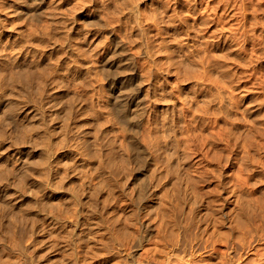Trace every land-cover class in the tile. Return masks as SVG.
I'll list each match as a JSON object with an SVG mask.
<instances>
[{
  "label": "rangeland",
  "instance_id": "obj_1",
  "mask_svg": "<svg viewBox=\"0 0 264 264\" xmlns=\"http://www.w3.org/2000/svg\"><path fill=\"white\" fill-rule=\"evenodd\" d=\"M23 1L0 0V58L10 59L13 52L23 50L20 65L44 71L43 76L46 72V88L36 92L31 97L33 100L23 99L20 113H16L19 118L15 115L11 122L6 121L9 123L6 126L0 119V127H5V136L0 138V144L4 143L0 145V168L18 167L20 155H25L26 163H30L23 187L17 183L19 177L4 175L3 181L0 178V194L6 191L12 198L7 205L6 200H1L0 232L6 227L3 223L18 219L22 202L33 200L35 206L34 209L32 205L30 216L35 219L29 217L25 223L19 220L14 240H8L9 244L0 241L3 247L0 246L3 253L0 257L8 261L2 262L86 264L87 260L95 259L87 264H264V0H36L38 3L30 0L29 6ZM10 23L16 31H5V25ZM30 34L36 40L41 39L36 41ZM110 57L120 61V65L110 68ZM2 69L10 73L16 68L6 62ZM3 86L0 94L8 90L7 85ZM52 87L61 93L59 98L65 102L59 107L73 103V111L66 119L48 99L52 98L49 95ZM122 97L135 102L133 114L124 107ZM34 117L42 118L48 128L57 127L55 135L45 139L44 143L48 144H35L29 137L30 132L26 137L15 139L26 128L27 120H36ZM79 129L86 130L87 136L76 134ZM87 140L94 142V156L101 152L100 162L97 156L89 160L78 149ZM171 143L177 144L174 149ZM43 158L47 161H41ZM4 163H8L5 168ZM95 165L99 166L97 170ZM114 166L118 168L112 169ZM40 184H44L42 191L47 188L55 191L57 199L49 200L50 203L46 200V205L38 200L44 198L42 193L39 197L35 194L40 193ZM82 191L86 193L82 195ZM167 193L172 196L171 203H181L179 207L184 208L182 212L173 210V214L177 212L175 223L170 221V224L163 217L169 200L165 199ZM93 199L97 201L94 203ZM65 201L71 202L70 207ZM38 202L49 208L53 205L46 210ZM247 209L253 214L248 216ZM89 215L94 217L87 218ZM85 224L87 233L81 228L84 230ZM23 229L25 232L28 229L27 233ZM11 259L13 262H9Z\"/></svg>",
  "mask_w": 264,
  "mask_h": 264
},
{
  "label": "bare ground",
  "instance_id": "obj_2",
  "mask_svg": "<svg viewBox=\"0 0 264 264\" xmlns=\"http://www.w3.org/2000/svg\"><path fill=\"white\" fill-rule=\"evenodd\" d=\"M36 1V0H35ZM35 1H33V2H35ZM11 2V1H10ZM24 3V5H26V6H29L30 4V0H24L23 1ZM37 2V1H36ZM32 3V2H31ZM38 3V2H37ZM36 3V4H37ZM33 4H35V3H33ZM39 5V4H38ZM0 7H1V5H0ZM42 7V6H41ZM1 9H3V8H1ZM51 10H53L52 8H50ZM5 10V9H4ZM12 11V10H11ZM41 11H43V9L41 8ZM41 11H40V13H41ZM48 11V10H47ZM55 11V10H54ZM54 11H53V13H54ZM6 12V11H5ZM44 12H46V11H44ZM2 14H3V11L1 12ZM10 14V13H9ZM55 14H57V13H55ZM6 15H7V13H6ZM53 15V14H52ZM3 16H4V14H3ZM46 16V15H45ZM44 16V17H45ZM57 16V15H56ZM19 17V16H18ZM40 17V16H39ZM42 17V16H41ZM40 17V18H41ZM48 18V17H47ZM46 18V19H47ZM54 18V17H53ZM21 19V18H20ZM55 19V18H54ZM42 20V19H41ZM50 20V19H49ZM6 21V20H5ZM8 21V20H7ZM40 21V20H39ZM11 22H13V21H11ZM44 22V21H43ZM55 22H57V18H56V21ZM59 22V21H58ZM5 23H8V22H5ZM4 23V24H5ZM16 23V22H15ZM47 23L48 24H50V22H48L47 21ZM54 23V22H53ZM60 23V22H59ZM51 24H52V22H51ZM57 24V23H56ZM24 24H22V26H23ZM43 25H46V22H45V24H43ZM19 26V25H18ZM26 26V25H25ZM42 26V25H41ZM47 26H49V25H47ZM53 26V25H52ZM60 26V25H59ZM51 27V26H50ZM7 28V30H5V31H7V32H14V31H16V29H11V28H13V25H11V23H10V25H5V29ZM51 28H53V27H51ZM43 30L45 29V27H43L42 28ZM1 30V29H0ZM48 30H50V29H48ZM52 31H53V29H51ZM55 30H57V28H55ZM46 31H47V29H46ZM51 31V32H52ZM58 31V30H57ZM62 31H63V29H62ZM50 32V33H51ZM54 32H56V31H54ZM53 32V33H54ZM5 36H6V34L7 33H5V32H2ZM30 33H32V32H30ZM37 33H40V32H37ZM45 33V32H44ZM49 33V34H50ZM57 33V32H56ZM62 33V32H61ZM65 33V32H64ZM2 34V35H3ZM41 34V33H40ZM23 35V34H22ZM30 35H32V34H30ZM34 35V34H33ZM31 36L32 37V39H35V36ZM52 34H50V36H51ZM54 35V34H53ZM64 35V34H63ZM53 38H54V36H53ZM29 39H30V37H29ZM39 39V38H38ZM37 39V40H38ZM41 39V38H40ZM39 39V40H40ZM52 39V38H51ZM12 40V39H11ZM26 40H28V38H26ZM36 40V39H35ZM36 40V41H37ZM3 42V41H2ZM26 42V41H25ZM40 42V41H39ZM45 42H46V40H45ZM35 43H38V42H35ZM34 43V44H35ZM41 43V42H40ZM27 44V43H26ZM29 44H30V42H29ZM32 44V43H31ZM45 44V43H44ZM44 44H42L43 46H44ZM47 44V43H46ZM41 44H38V46L39 47H41L40 46ZM4 46V45H3ZM48 46V45H47ZM1 47H2V45H1ZM7 47H8V45H7ZM45 47V46H44ZM43 48V47H42ZM25 51V50H24ZM33 51V50H32ZM31 51V52H32ZM26 52V51H25ZM33 52H35V51H33ZM33 52H32V55H33ZM28 53V52H27ZM5 56V55H4ZM7 56V55H6ZM30 56V55H29ZM113 56V55H112ZM33 57V56H32ZM24 58V56H23V50H20V51H16V52H13L12 53V56H11V58L10 59H6L5 57H3V58H0V78L2 79V83L0 84V87L2 86V87H4L3 86V84L4 85H7V91H6V89H5V91L2 93V94H0V119L3 121V123H4V125L3 126H6V125H8L9 123L8 122H6V121H9L10 119H13V117H15V115H16V113L17 112H19V109H21L22 107V103H23V99L26 97L27 99H29V100H33L34 98H31V97H33V95L36 93V92H38V91H40V90H42V89H44V88H46V82H45V79H44V76L46 75V72H45V75L43 76V72L44 71H38V70H31V69H29V68H27V67H22L21 65H20V62H21V60ZM111 58V57H110ZM4 59H5V61L8 63V64H10V65H12V66H14L16 69H12V71L10 72V73H7L6 72V69L5 70H3L2 69V67H3V65L5 66L6 65V62L4 61ZM26 59V58H25ZM33 59H34V57L31 59V62L33 61ZM37 60V59H36ZM118 62H120V61H118V60H116V59H114V57H113V59L111 58V60L109 59V61H108V65H110V68L111 67H118ZM26 63V62H25ZM121 63V62H120ZM29 64V63H28ZM35 65H37V64H35ZM40 65V64H39ZM120 65V64H119ZM26 66V65H25ZM10 67V66H9ZM40 67V66H39ZM39 67H37L38 69H39ZM42 67H44L43 65H42ZM41 67V68H42ZM73 67V66H72ZM41 68H40V70H41ZM45 68V67H44ZM109 68V69H110ZM43 69V68H42ZM74 69V68H73ZM43 70H45V69H43ZM75 70V69H74ZM74 70H73V72H74ZM48 73V72H47ZM78 74V73H77ZM47 76H49V74L47 75ZM51 77V76H50ZM47 78V77H46ZM51 79V78H50ZM49 79V80H50ZM52 81V80H51ZM47 83H48V79H47ZM52 83V82H51ZM50 83V81H49V84H51ZM53 85H54V83H52ZM52 85V86H53ZM55 86V85H54ZM58 87V86H57ZM47 88H49V87H47ZM55 87H52L51 88V92H50V94L49 95H51V97L52 98H48L49 100H50V103L53 105L54 104V106L53 107H56L55 109H57V111H58V113L64 118V117H67L68 116V114L71 112V111H73V103H69L68 102V104L67 105H65V104H63V107L61 106V107H59V104L61 103V102H63V103H65L64 101H62L61 100V98H59V95L61 94H59V92L57 91V90H55L54 89ZM129 90H130V88H129ZM48 91V90H47ZM121 91V90H120ZM123 91V90H122ZM124 91H126L125 89H124ZM123 91V92H124ZM122 92V93H123ZM126 94V93H125ZM41 95V94H40ZM121 96V95H120ZM123 96H126V95H123ZM129 96V95H128ZM123 98V97H122ZM129 98V97H128ZM127 98H123L122 100H124V107L125 108H127V110H129V112L131 113V114H133V111H132V108H133V105L135 104V102L134 101H132L131 99L129 100V99H127ZM48 100V101H49ZM47 101V100H46ZM37 102H38V100H37ZM74 102V101H73ZM43 103H45V102H43ZM122 104V103H121ZM46 105V104H45ZM118 106V105H117ZM28 107V106H27ZM47 107V106H46ZM45 107V108H46ZM53 107L51 106V108L53 109ZM49 108V107H48ZM24 109V108H23ZM38 109V108H37ZM77 110V107L76 108H74V110ZM35 110V109H34ZM39 110V109H38ZM38 110H36V112L38 111ZM47 110V109H46ZM117 110V109H116ZM121 110V109H120ZM131 110V111H130ZM56 111V110H55ZM24 112V111H23ZM34 112V111H33ZM47 112H48V110H47ZM51 112H52V110H51ZM81 112V111H80ZM20 113V112H19ZM28 113V112H27ZM32 113V112H31ZM38 113V112H37ZM44 113V112H43ZM53 114H54V111L52 112ZM78 113V112H77ZM118 113V112H117ZM122 113V112H121ZM34 114V113H33ZM56 114V113H55ZM80 114H82V113H80ZM80 114H77V115H79V117H80ZM32 115V114H31ZM37 115V114H36ZM51 115V114H50ZM59 115V116H60ZM70 115H72V114H70ZM19 115H16V117H18ZM57 116V115H56ZM60 116V117H61ZM76 116V115H75ZM20 117V116H19ZM18 117V118H19ZM41 117V116H40ZM48 117V116H47ZM34 118H36V120L34 119V120H27V119H25V121L27 120V125H25L26 126V128L25 129H23L21 132H20V134L17 136V137H15V139L16 138H21V137H26L28 134V132H30V133H32V134H30L29 135V137L33 140L34 139V143L36 144V142H38L39 144L40 143H44L45 142V139L47 138V137H49V136H51L52 134L53 135H55L54 134V130L57 128H55L54 129V127L53 126H51V127H47L46 125H45V123L42 121V118H39V119H37L38 117H34ZM50 118V117H49ZM54 118H55V116H54ZM58 118V117H57ZM56 118V119H57ZM76 118H78V117H76ZM21 119H22V117H21ZM56 119L54 120V122L56 121ZM60 119V118H59ZM58 119V122L61 120H63V119H60L59 120ZM64 119H66V118H64ZM17 119H15V121H16ZM20 120V119H19ZM24 120V119H23ZM53 120V119H52ZM76 120V119H75ZM80 120V119H79ZM1 121V122H2ZM14 121V122H15ZM22 121V120H21ZM45 121V120H44ZM60 121V122H61ZM64 122L66 121V120H63ZM87 121H89V120H87ZM10 122H11V120H10ZM13 122V121H12ZM24 122V121H23ZM47 122V121H46ZM51 122V121H50ZM63 122V123H64ZM77 122V121H76ZM79 122V121H78ZM7 123V124H6ZM19 123V122H18ZM53 122H51V124H52ZM66 123V122H65ZM68 123V122H67ZM73 123V122H72ZM85 123V122H84ZM56 124V123H55ZM59 124V123H58ZM57 124V125H58ZM61 124V123H60ZM74 124V123H73ZM92 124V123H91ZM1 125H2V123H1ZM11 125V124H10ZM21 125V124H20ZM24 125V124H23ZM50 125V124H49ZM54 125V124H53ZM69 125V124H68ZM79 125V124H78ZM60 126V125H59ZM83 126V125H82ZM8 127V126H7ZM11 127V126H10ZM61 127H63L64 129H65V126H61ZM67 127V126H66ZM80 127H81V125H80ZM83 127H85V124H84V126ZM83 127H81V128H83ZM98 127V126H97ZM4 128L5 127H0V138H1V136H5V130H4ZM15 128H16V126H15ZM75 128V127H74ZM87 128V127H86ZM12 129V128H11ZM67 129V128H66ZM76 129V128H75ZM6 130H7V128H6ZM10 130V129H9ZM70 130V129H69ZM74 130V129H73ZM93 130H95V129H93ZM97 130V129H96ZM95 130V131H96ZM12 131V130H11ZM57 131V130H56ZM56 131H55V133H56ZM59 131H60V129H59ZM58 131V132H59ZM63 131V130H62ZM75 131V130H74ZM93 132V131H92ZM91 132V133H92ZM98 132V131H97ZM100 132V131H99ZM8 133V132H7ZM9 133H10V131H9ZM15 133V132H14ZM64 133H65V131H64ZM71 133H72V131H71ZM87 131L86 130H83V129H79L78 131H77V133L76 134H78L79 136H87ZM58 134V133H57ZM56 134V135H57ZM62 134V133H61ZM74 134V133H73ZM96 134V133H95ZM68 135H70L69 133H68ZM67 135V136H68ZM77 135V136H78ZM98 135V134H97ZM10 136H12L11 134H10ZM64 136H66V135H64ZM90 136V135H89ZM173 136V135H172ZM55 137V136H54ZM73 137V136H72ZM5 138V137H4ZM4 138H3V141H4ZM10 138H12V137H10ZM59 138H63V137H59ZM65 138V137H64ZM74 138V137H73ZM99 138V137H98ZM14 139V140H15ZM49 140H50V138H48ZM56 139H57V137L56 138H54V140H55V142L57 143V141H56ZM76 139V138H75ZM87 139V138H86ZM88 139H90V138H88ZM8 140H9V138H8ZM11 140V139H10ZM18 140H20V139H18ZM31 140V141H32ZM53 140V141H54ZM59 140H61V139H59ZM63 140H65V139H63ZM63 140H62V142H63ZM71 140H72V138H71ZM81 140H83L82 138H81ZM92 140V139H91ZM97 140V139H96ZM99 140V139H98ZM170 140V139H169ZM173 140V139H172ZM12 141V140H11ZM15 141H17V140H15ZM25 141H28L27 139L25 140ZM51 141V140H50ZM52 141V142H53ZM74 141V140H73ZM84 141V140H83ZM171 141V140H170ZM170 141H169V143H170ZM1 142V141H0ZM14 142V141H13ZM12 142V143H13ZM61 142V141H60ZM168 142V141H167ZM172 142V141H171ZM179 142V141H178ZM3 143V142H2ZM1 143V144H2ZM37 143V144H38ZM49 142H47V143H44V144H48ZM54 143V142H53ZM52 143V144H53ZM59 143V142H58ZM64 143V142H63ZM70 143V142H69ZM76 143V142H75ZM74 143V144H75ZM79 143H80V141H79ZM95 143H96V141H95ZM0 144V145H1ZM4 144V143H3ZM29 144V143H28ZM68 144V143H67ZM72 144V143H71ZM70 144V145H71ZM179 144V143H178ZM15 145H17L16 143H15ZM32 145V144H31ZM43 145V144H42ZM60 145V144H59ZM64 145V144H63ZM93 145H94V142L91 144L90 143V140L88 141H86V142H81V144L79 145V148L78 149H80V150H82V152H83V154H85V155H88V159L90 160V158L91 159H94V157H96V156H94L93 154H95V152H96V150H95V148H93ZM173 144L171 143L170 144V146H172ZM174 145H177V144H174ZM174 145L172 146L173 147V149H174ZM6 146H8L7 144H6ZM13 146V145H12ZM25 146V145H24ZM28 146V145H27ZM32 146H34V145H32ZM36 146V145H35ZM45 146V145H44ZM46 146H48V145H46ZM46 146H45V148H46ZM61 146V145H60ZM3 147V146H2ZM17 147V146H16ZM38 147V146H37ZM40 147H41V145H40ZM43 147V146H42ZM65 147V146H64ZM67 147H68V145H67ZM72 147H74V146H72ZM99 147V146H98ZM172 147H170V148H172ZM179 147V146H178ZM1 148V147H0ZM3 148H5V147H3ZM8 148V147H7ZM27 148H30V147H27ZM26 148V149H27ZM44 148V147H43ZM49 149H50V147H48ZM47 148V149H48ZM55 148V147H54ZM41 149V148H40ZM46 149V150H47ZM58 149H59V147H58ZM66 149V148H65ZM86 149H87V151H86ZM97 149V148H96ZM172 149V150H173ZM1 150V149H0ZM14 150V149H13ZM54 150V149H53ZM56 150V149H55ZM64 150V149H63ZM79 150V151H80ZM99 150V149H98ZM11 151V150H10ZM22 151V150H21ZM72 151H74V150H72ZM78 151V150H77ZM100 151V150H99ZM98 151V152H99ZM42 152V151H41ZM71 152V151H70ZM20 153V152H19ZM22 153V152H21ZM37 153V152H36ZM40 153V152H39ZM39 153H38V155H39ZM43 153V152H42ZM50 153V152H49ZM58 153V152H57ZM56 153V154H57ZM75 153H76V151H75ZM80 153H81V151H80ZM80 153H78V154H80ZM174 153H176V152H174ZM27 154V153H26ZM32 154V153H31ZM34 154V153H33ZM72 154H73V152H72ZM97 154V153H96ZM99 154H101V152L99 153ZM99 154H98V156H99ZM103 154V153H102ZM7 155V154H6ZM29 155V154H28ZM27 155V156H28ZM36 155V154H35ZM41 155V154H40ZM49 155H51V154H49ZM53 155V154H52ZM51 155V156H52ZM81 155V154H80ZM90 155H93L92 157H90ZM1 156V155H0ZM21 156V162H20V164H19V162H18V167L16 166L15 168L14 167H11V168H14L13 170H6V169H3L2 170V167L0 168V178L2 179L3 177H4V175H10L11 177L10 178H15L16 177V179H17V177H19V179L17 180V183H18V185H20V186H22L23 185V183H24V181L25 180H27V169H26V167H27V165H29L30 163L28 162V163H26V159H24L26 156L24 155H20ZM45 156V155H44ZM56 156V155H55ZM98 156H97V159L96 160H98ZM7 157V156H6ZM80 157H83V155H81ZM113 157V156H112ZM2 158H3V156H2ZM28 158V157H27ZM33 158V157H32ZM85 158H87V156H85ZM99 158H100V156H99ZM8 159V158H7ZM7 159H4V160H6L7 161ZM17 159V158H16ZM31 159V158H30ZM54 159V158H53ZM55 159H57V158H55ZM60 158H58V160H59ZM83 159V158H82ZM94 159V160H95ZM18 160V159H17ZM29 160V159H28ZM36 160H37V158H36ZM36 160H35V162H36ZM40 160V159H39ZM47 161V160H44V158L43 159H41V161ZM100 160L101 159H99L98 160V162H100ZM40 161V162H41ZM83 161V160H82ZM84 161H86V160H84ZM92 161V160H91ZM1 162V161H0ZM11 162V161H10ZM33 162H34V160H33ZM34 162V163H35ZM39 162V163H40ZM53 162V161H52ZM56 163H57V161H55ZM102 162H103V160H102ZM14 163V162H13ZM42 163H44V162H42ZM82 163V162H81ZM105 163V162H104ZM3 164V163H2ZM8 164V163H7ZM7 164H5L4 163V168H5V165H7ZM10 164V163H9ZM41 164V163H40ZM46 165L48 164V163H45ZM80 164V163H79ZM91 164H92V162H91ZM99 164H101V163H99ZM98 163H97V165H99ZM106 164V163H105ZM32 165H33V163H32ZM31 165V166H32ZM44 165V164H43ZM43 165H42V167H43ZM71 165V164H70ZM69 165V167L71 168V166ZM83 165V164H82ZM94 165V164H93ZM92 165V166H93ZM97 165H95L96 167H94L96 170H97V167H99V166H97ZM12 166V165H11ZM14 166V165H13ZM30 166V165H29ZM37 167L39 166V164L38 165H36ZM36 166H35V168H36ZM52 166V165H51ZM68 166V165H67ZM67 166H66V168H67ZM76 166H78V164L76 165ZM105 166V165H104ZM110 166V165H109ZM109 166L107 167V168H109ZM9 167V166H8ZM33 167V166H32ZM80 167H81V164H80ZM85 167V166H84ZM83 167V168H84ZM100 167H101V165H100ZM10 168V167H9ZM8 168V169H9ZM30 168V167H29ZM50 168V167H49ZM53 168V167H52ZM55 168V167H54ZM57 168V167H56ZM60 168V167H59ZM106 168V169H107ZM111 168V167H110ZM115 168V166L112 168V169H114ZM118 168V167H117ZM117 168H115V169H117ZM120 168V167H119ZM32 169V168H31ZM29 170V171H32V172H36V171H33V170ZM38 169V168H37ZM44 169V168H43ZM68 169V168H67ZM82 169V167L80 168V170ZM100 169V168H99ZM122 169L123 168H121V171H122ZM162 169H163V167H162ZM167 169V168H166ZM169 169V168H168ZM36 170V169H35ZM53 171H55L54 169H52ZM79 170V169H78ZM109 170V169H108ZM119 170V169H118ZM47 171V170H46ZM65 171V170H64ZM105 171V170H104ZM110 171V170H109ZM112 171V170H111ZM117 171V170H116ZM120 171V170H119ZM161 171V170H160ZM168 171V170H167ZM170 171H171V169H170ZM38 172H39V170H38ZM41 172H42V169H40V174H41ZM48 172V171H47ZM68 172V171H67ZM99 172V171H98ZM54 173V172H53ZM64 173H66V172H64ZM106 173V172H105ZM167 173V172H166ZM165 173V174H166ZM170 173H172V171L170 172ZM33 174V173H32ZM39 174V173H38ZM39 174V175H40ZM82 174V173H81ZM107 174V173H106ZM19 175V176H18ZM39 175H37V176H39ZM43 175V174H42ZM41 175V176H42ZM53 175V174H52ZM59 175H61V173L59 174ZM64 175V174H63ZM163 175V174H162ZM41 176H39V177H41ZM45 175H43V179L45 180L46 178L44 177ZM47 176V175H46ZM49 176V175H48ZM47 176V177H48ZM57 176V175H56ZM105 176V175H104ZM49 177H51V176H49ZM60 177H62V176H60ZM64 177H67L66 175L64 176ZM112 177V176H111ZM5 178V177H4ZM8 178V177H7ZM31 178H33V177H30V179ZM37 178V177H36ZM35 178V179H36ZM52 178V177H51ZM57 178H58V176H57ZM106 178V177H105ZM107 178H108V175H107ZM179 178V177H178ZM177 178V179H178ZM0 179V180H1ZM6 179V178H5ZM15 179V180H16ZM42 179V180H43ZM52 179H54V178H52ZM50 180V182H52L53 180ZM60 179V178H59ZM63 179V178H62ZM67 179V178H66ZM70 179V178H69ZM166 179V178H165ZM168 179V178H167ZM11 180V179H10ZM10 180H8V181H10ZM64 180V179H63ZM62 180V181H63ZM106 180V179H105ZM169 180V179H168ZM2 181H3V179H2ZM1 181V182H2ZM14 181V179L12 180V182ZM28 181H29V179H28ZM35 181V180H34ZM47 181V180H46ZM65 181V180H64ZM64 181H63V183H64ZM161 181H162V179H161ZM178 181L180 182V180L178 179ZM5 182H6V180H5ZM54 182V181H53ZM61 182V181H60ZM59 182V183H60ZM14 183V182H13ZM16 183V182H15ZM15 183L13 184V186H15ZM55 183V182H54ZM85 183V182H84ZM10 184H11V182H10ZM30 184V183H29ZM36 185H37V183H35ZM34 184V185H35ZM86 184V183H85ZM105 184V182L102 184V186ZM161 184V183H160ZM175 184H176V182H175ZM25 185V184H24ZM27 185V184H26ZM31 185V184H30ZM34 185H31V186H34ZM35 185V186H36ZM50 185H51V183H50ZM49 185V186H50ZM58 185V184H57ZM82 185H84V184H82ZM88 185V184H87ZM99 185V184H98ZM177 185V184H176ZM8 186V185H7ZM17 186V185H16ZM34 186V187H35ZM39 187V191L38 192H40V193H35V194H39L38 195V197L39 196H43L44 198H39L38 200H41V202H43L44 203V205H46V200H48V202H49V200H53V201H55L56 199H57V195H56V193H55V191H47V189L45 190L44 189V191H42L43 190V188H44V184H40V185H38ZM79 186V185H78ZM77 186V187H78ZM85 186V185H84ZM89 186V185H88ZM87 186V187H88ZM3 187V186H2ZM6 187V186H5ZM23 187V186H22ZM27 187H28V185H27ZM56 187V186H55ZM59 187H62L61 185L59 186ZM58 187V188H59ZM65 187V186H64ZM76 187V186H75ZM76 187V188H77ZM83 187V186H82ZM90 187V186H89ZM1 188V187H0ZM18 188H20V187H18ZM57 188V189H58ZM91 188V187H90ZM89 188V189H90ZM56 189V188H55ZM60 189V188H59ZM65 189V188H64ZM77 189H79V188H77ZM92 189V188H91ZM173 189V188H172ZM171 189V190H172ZM9 190V189H8ZM21 190H22V188H21ZM25 190H27V189H25ZM67 190V189H66ZM75 190V189H74ZM93 190V189H92ZM169 190V189H168ZM175 190V189H174ZM173 190V191H174ZM1 191V190H0ZM3 191V190H2ZM13 191V190H12ZM37 191V190H36ZM63 191V190H62ZM73 191V190H72ZM75 191H77V190H75ZM87 191V190H86ZM91 191V190H90ZM30 192V191H29ZM31 192H32V190H31ZM34 192V191H33ZM59 192V191H58ZM83 192V191H82ZM93 192V191H92ZM169 192V191H168ZM22 193V192H21ZM24 193V192H23ZM27 193V192H26ZM42 193V194H41ZM63 193V192H62ZM75 193V192H74ZM86 193V192H85ZM84 192H83V194L82 195H84L85 194ZM88 194L90 193L89 191L87 192ZM163 193H165V190H164V192ZM172 193V191H170V193L169 194H171ZM174 193H175V191H174ZM173 193V194H174ZM177 193V192H176ZM12 194H14L15 195V193H12ZM16 194H18V193H16ZM29 194V193H28ZM41 194V195H40ZM91 194V193H90ZM172 194V195H173ZM14 195H12L13 197H14ZM21 195V194H20ZM33 195H34V193H33ZM32 195V196H33ZM62 195V194H61ZM60 195V196H61ZM177 195H181V193L179 194V193H177ZM18 196V195H17ZM23 196V195H22ZM64 196V195H63ZM78 196H80V194L78 193ZM165 196H166V194L164 195V198H165ZM167 196H168V193H167ZM171 195H169L168 197H166L165 199H169V197H170ZM16 197V196H15ZM37 197V196H36ZM59 197V196H58ZM66 197V196H65ZM72 197V196H71ZM70 197V198H71ZM89 197V196H88ZM172 197V196H171ZM182 197V196H181ZM5 198V199H4ZM21 198V197H20ZM81 198V197H80ZM94 198V197H93ZM197 198V197H196ZM6 200V202H4V204L6 203V205H7V203L9 202V201H11V199H10V197H9V193L8 192H6V191H4L3 192V194H0V205L2 204L1 203V200ZM34 199V198H33ZM67 199H68V197H67ZM71 199H73V197L71 198ZM70 199V200H71ZM90 199V198H89ZM96 199V198H95ZM172 199V198H171ZM26 200V199H25ZM65 200V199H64ZM63 200V198H62V202L64 201ZM69 200V199H68ZM69 200V201H70ZM92 200V199H91ZM23 201V200H22ZM94 201H97V200H94L93 199V202ZM163 201V200H162ZM172 201V200H171ZM175 201V199L173 200V202ZM177 201V200H176ZM179 201H181L180 200V198H179ZM32 202H33V200L31 201V200H26V202L23 204V202H22V205H20L19 207H18V213L19 214H17V217H18V219H16V220H9V221H7V223L6 224H4L3 223V225H6V227L3 229V231L2 232H0V241H2V242H5V241H8V240H12V238L13 237H15L14 236V233L15 232H17L16 231V229H17V227H18V225L16 224V223H18V221L20 220V221H24V220H26L27 218H29L30 216H31V207H32ZM40 202V203H41ZM60 202H61V200H60ZM66 203H68V201H65ZM64 202V203H65ZM73 202V201H72ZM165 202V201H164ZM39 202H38V205L40 204ZM50 203V202H49ZM52 203V202H51ZM55 203V202H54ZM65 203V204H66ZM70 203L71 202H69L68 204H69V207H70ZM81 203V202H80ZM82 203H83V201H82ZM92 203V202H91ZM95 203V202H94ZM176 203V202H175ZM171 203L170 202V199L169 200H167L166 201V203H165V206H164V204H163V206L164 207H166V208H164V210H163V208H162V210L163 211H165V213H164V218L165 217H167V219H169V221H168V223L171 221V223H175V218H174V215H176V213H174L173 214V210L174 211H178V210H180V212H182V210L184 209L183 207H179V205L181 204V203ZM183 203V202H182ZM194 203V202H193ZM3 204V205H4ZM9 204H10V202H9ZM15 204L17 205V203H16V201H15ZM48 204V203H47ZM73 204V203H72ZM71 204V205H72ZM90 204V203H89ZM196 204V203H195ZM13 205H14V202H13ZM41 205V204H40ZM44 205H41L42 207L44 206ZM53 205V204H52ZM52 205H51V207L50 208H52ZM59 205H61L60 203H59ZM59 205H58V209H59ZM75 205H79V204H76L75 203ZM161 205H162V203H161ZM9 206V205H8ZM37 206V205H36ZM48 206V205H47ZM47 206H44V207H46V210H50V208H49V206H48V209H47ZM54 206H56V204L54 205ZM62 206V205H61ZM82 206V205H81ZM80 206V207H81ZM96 206V205H95ZM94 206V207H95ZM253 206V205H252ZM1 207V206H0ZM3 207H5V205L3 206ZM33 207H34V209H35V206L33 205ZM39 207V206H38ZM57 207V206H56ZM64 207V206H63ZM68 207V206H67ZM75 207V206H74ZM90 207H93V206H90ZM195 207V206H194ZM6 208H7V206H6ZM13 208V207H12ZM11 208V209H12ZM72 208V207H71ZM96 208V207H95ZM180 208H182V209H180ZM5 209V208H4ZM9 209V208H8ZM10 209V210H11ZM36 209H38V208H36ZM41 209V208H40ZM43 209V208H42ZM41 209V210H42ZM73 209H75V208H73ZM86 209V208H85ZM44 210V209H43ZM46 210H45V213H48V211L46 212ZM61 210V209H60ZM62 210H64V209H62ZM66 211H68L67 209H65ZM71 210V209H70ZM80 210V209H79ZM81 210H82V208H81ZM97 210V209H96ZM95 210V211H96ZM161 210V211H162ZM193 210V209H192ZM249 209H247V211H248ZM5 211V210H4ZM7 211V210H6ZM13 211V210H12ZM11 211V212H12ZM33 211V210H32ZM53 211V210H52ZM55 211L57 212V209H55ZM54 211V212H55ZM72 211V210H71ZM75 211V210H74ZM86 211V210H85ZM88 211V210H87ZM89 211H92L91 209L89 210ZM93 211H94V209H93ZM185 211V210H184ZM189 211H191V210H189ZM195 211H197V209H195ZM1 212V211H0ZM34 212V211H33ZM53 212V213H54ZM59 212V211H58ZM64 212V211H63ZM73 212V211H72ZM84 212V211H83ZM188 212V211H187ZM248 212H250L249 214H247L248 216L249 215H251V213L253 214V212H251V211H248ZM5 213H7V212H5ZM5 213L3 214V215H5ZM9 213H10V211H9ZM36 213H38V211L36 212ZM36 213H35V215H36ZM52 213V214H53ZM67 213V212H66ZM69 214H72V213H70V211L68 212ZM87 213V212H86ZM86 213H82V214H86ZM94 213V212H93ZM93 213H92V215H93ZM96 213H98V212H96ZM179 213V212H178ZM186 213V212H185ZM184 213V214H185ZM190 213V212H189ZM256 213V212H255ZM1 214V213H0ZM8 214V213H7ZM6 214V215H7ZM12 214H13V212H12ZM50 214V213H49ZM60 214V213H59ZM160 214H162V213H160ZM193 214V213H192ZM3 215H1V216H3ZM13 215H16V213L15 214H13ZM19 215V216H18ZM42 215V214H41ZM54 215V214H53ZM52 215V216H53ZM56 215V214H55ZM58 215V214H57ZM64 215V214H63ZM62 215V216H63ZM90 215H91V213H90ZM89 215V217H87V218H91L92 216H90ZM95 215V214H94ZM163 215V214H162ZM162 215H161V219L162 220H164L163 218H162ZM178 215V214H177ZM183 215V214H182ZM186 215L188 216V214L186 213ZM185 215V216H186ZM37 216V215H36ZM45 216V215H44ZM60 216V215H59ZM58 216V217H59ZM190 216H191V214H190ZM195 216V215H194ZM193 216V217H194ZM196 216H197V214H196ZM5 217H7V216H4V218ZM12 217V216H11ZM40 217V216H39ZM69 217V216H68ZM72 217H75V216H72ZM94 217V216H93ZM92 217V218H93ZM177 217V216H176ZM179 217H181V215H178V218ZM189 217V216H188ZM31 219L32 218H34L33 216L32 217H30ZM38 218V217H37ZM36 218V219H37ZM42 218H44L43 217V215H42ZM41 218V219H42ZM60 218V217H59ZM70 218V217H69ZM86 218V217H85ZM177 218V220H180V219H178ZM185 218V217H184ZM184 218H182V219H184ZM2 219V218H1ZM8 219H10V218H8ZM7 219V220H8ZM31 219H29V220H31ZM35 219V218H34ZM40 219V218H39ZM44 219H47V218H44ZM61 219V218H60ZM98 219V218H97ZM161 219H160V221H161ZM5 219H3L2 221H4ZM86 220V219H85ZM88 220V219H87ZM92 220V219H91ZM190 220V219H189ZM196 219L194 218V221H195ZM6 221V220H5ZM54 221V220H53ZM77 221V220H76ZM81 221H83L82 220V218H81ZM81 221H79V222H81ZM186 221L188 222V220H187V218H186ZM193 221V220H192ZM32 222V221H31ZM34 222V221H33ZM36 222V221H35ZM41 222H42V220H41ZM84 222H86V221H84ZM83 222V223H84ZM89 222V221H88ZM90 222H93V221H90ZM89 222V223H90ZM99 222V221H98ZM102 222V221H101ZM182 222H183V220H182ZM186 222V223H187ZM196 222V221H195ZM24 223H25V221H24ZM58 223V222H57ZM76 223V222H75ZM94 223V222H93ZM180 223V222H179ZM178 223V225H180ZM184 223H185V221H184ZM190 223V222H189ZM1 224V223H0ZM30 224V223H29ZM56 224V223H55ZM60 224V223H59ZM96 224L98 225V223H97V221H96ZM101 224V223H100ZM167 223H165V225H166ZM170 224V223H169ZM188 224V223H187ZM22 225V224H21ZM24 225H26L27 226V222H26V224H24ZM35 225H36V223H35ZM34 225V226H35ZM61 225V224H60ZM69 225V224H68ZM102 225H104V223L102 224ZM164 225V226H165ZM172 225V224H171ZM183 225H185V224H183ZM182 225V226H183ZM191 225V224H190ZM32 226V225H31ZM31 226H30V228H31ZM40 226V225H39ZM65 226H67V225H65ZM72 226V225H71ZM84 226V225H83ZM166 226H168V225H166ZM170 226V225H169ZM173 226V225H172ZM176 226H177V222H176ZM187 225H185V227H186ZM21 227V226H20ZM22 227H24L23 225H22ZM55 227V226H54ZM57 227V226H56ZM60 227V226H59ZM88 227V226H87ZM89 227H90V225H89ZM92 227V226H91ZM96 227V226H95ZM103 227V226H102ZM101 227V228H102ZM174 228H175V226H173ZM185 227H183V228H185ZM30 228H28L29 230H30ZM62 228V227H61ZM82 228V231H84V232H86L85 231V229H86V224H85V227H84V230H83V227H81ZM92 228H94V227H92ZM99 228H100V225H99ZM168 228V227H167ZM182 228V227H181ZM1 229V230H2ZM19 229V228H18ZM28 229H27V231H28ZM34 228H32V230H33ZM57 229V228H56ZM68 229V228H67ZM78 229H80V228H78ZM90 229V228H89ZM95 229V228H94ZM164 229V228H163ZM169 229H170V227H169ZM172 229V228H171ZM31 230V231H32ZM62 230H63V228H62ZM74 230V229H73ZM105 230V229H104ZM172 230H174V229H172ZM171 230V231H172ZM175 230H176V228H175ZM174 230V231H175ZM184 230V229H183ZM22 231H24V229L22 230ZM27 231L25 232V233H27ZM59 231H60V229H59ZM80 231H81V229H80ZM81 231V232H82ZM98 231V235H99V229L97 230ZM96 231V232H97ZM165 231V230H164ZM170 231V230H169ZM73 232V231H72ZM83 232V233H84ZM90 231L88 230V233H89ZM95 232V231H94ZM105 232H106V230H105ZM105 232L103 233L104 235H105ZM167 232V231H166ZM175 232H177V231H175ZM174 232V233H175ZM182 232V231H181ZM20 233H22L21 231H20ZM59 233V232H58ZM57 233V234H58ZM61 233V232H60ZM87 233V232H86ZM170 232H168V234H169ZM171 233H173V232H171ZM170 233V234H171ZM173 233V234H174ZM178 233V232H177ZM176 233V235H178ZM16 234V233H15ZM18 234V233H17ZM64 234H65V232H64ZM79 234V233H78ZM82 234V233H81ZM103 234H102V236H103ZM18 235H20V234H18ZM25 235V234H24ZM92 235H93V232H92ZM98 235H96V236H98ZM101 235V234H100ZM167 235V234H166ZM176 235H174V238H176L177 236ZM25 236H27V235H25ZM59 236V235H58ZM65 236H66V234H65ZM64 236V237H65ZM82 236H84L85 237V235H82ZM87 236V235H86ZM94 236H95V234H94ZM176 236V237H175ZM180 235H178V237H179ZM18 237V236H17ZM28 237L30 238V236L28 235L26 238L28 239ZM32 237H33V235H32ZM64 237H62V239L64 238ZM90 236H88V238H89ZM169 237H170V235H169ZM21 238V237H20ZM25 238V239H26ZM60 238H61V236H60ZM83 238V237H82ZM87 238V237H86ZM85 238V239H86ZM91 238H93V237H91ZM171 238V237H170ZM182 238V237H181ZM22 239H24V237L22 238ZM24 239V240H25ZM67 239V238H66ZM84 239V240H85ZM95 239V238H94ZM99 239V238H98ZM100 239H102V237L100 238ZM106 239V238H105ZM180 239V238H179ZM13 240H14V238H13ZM19 239H17V241H18ZM64 240V239H63ZM69 240V239H68ZM76 240V239H75ZM87 240H89V239H87ZM86 240V241H87ZM97 240V239H96ZM171 240H172V238H171ZM176 240V239H175ZM178 240V239H177ZM17 241H16V243H17ZM66 241V240H65ZM82 241V240H81ZM90 241H91V239H90ZM99 241H101L102 242V244H103V240H99ZM173 241H174V239H173ZM182 241H183V238H182ZM28 242V241H27ZM71 242V241H70ZM80 242V241H79ZM88 243H90L89 241H87ZM92 242H93V240H92ZM101 242H98V243H101ZM105 242V241H104ZM107 242V241H106ZM178 242V241H177ZM11 243H14V241L13 242H11ZM10 243V244H11ZM20 243V242H19ZM24 243V242H23ZM172 243H175V241L174 242H172ZM180 243V242H179ZM8 244H9V241H8ZM27 244V243H26ZM25 244V245H26ZM93 244H95V242L93 243ZM102 244H101V247H102ZM107 244V243H106ZM177 244V243H176ZM4 245V244H3ZM15 245V244H14ZM24 245V244H23ZM77 245H78V243H77ZM99 245V244H98ZM172 245V244H171ZM1 247H2V245H0ZM11 246V245H10ZM16 246V245H15ZM22 246V245H21ZM66 246V245H65ZM91 246V245H90ZM93 246V245H92ZM96 246V245H95ZM100 246V245H99ZM104 246V245H103ZM54 247V246H53ZM81 247V246H80ZM83 247H85V246H83ZM173 247V246H172ZM3 248V247H2ZM5 248V247H4ZM15 248V247H14ZM22 248H24V247H22ZM35 248V247H34ZM66 248H68L67 246H66ZM71 248H73L72 247V245H71ZM71 248H70V250H71ZM100 248V247H99ZM105 248V247H104ZM19 249V248H18ZM32 249V248H31ZM42 249V248H41ZM69 249V248H68ZM78 249H79V247H78ZM89 249V248H88ZM90 249H91V247H90ZM95 249V248H94ZM98 248H96V250H97ZM103 249V248H102ZM17 250V249H16ZM26 250V249H25ZM29 250V249H28ZM53 250V249H52ZM79 250H81V249H79ZM1 251V250H0ZM24 251V250H23ZM30 251V250H29ZM28 251V252H29ZM36 251H37V249H36ZM73 251V250H72ZM72 251H71V253H72ZM82 251H83V249H82ZM85 251H86V249H85ZM84 251V252H85ZM88 251V250H87ZM92 251H93V249H92ZM95 251V250H94ZM101 251V250H100ZM103 251V250H102ZM4 252V251H3ZM27 252V251H26ZM32 252H34V251H32ZM32 252H30L31 254H32ZM2 252H0V254H1ZM35 253V252H34ZM33 253V254H34ZM42 253V252H41ZM44 253V252H43ZM46 253L48 254V252L46 251ZM52 253V252H51ZM66 253V252H65ZM70 252H68V254H69ZM94 253V252H93ZM98 252H96L95 254H97ZM101 253V252H100ZM99 253V254H100ZM3 254V253H2ZM5 254V253H4ZM7 254V256H8V253H6ZM12 254V253H11ZM17 254V253H16ZM45 254V253H44ZM44 254H43V257H44ZM67 254V253H66ZM66 254H64V255H66ZM73 254V253H72ZM86 254V253H85ZM92 253H90V254H88V255H90V256H92L91 255ZM13 255V254H12ZM63 255V256H64ZM71 255V254H70ZM70 255H67V256H70ZM88 255H87V258H88ZM98 255V254H97ZM101 255H102V253H101ZM3 256V255H2ZM31 256V255H30ZM72 256V255H71ZM79 255H77V257H78ZM83 256H85V255H83ZM94 256H96V255H94ZM9 257H10V255H9ZM12 257H16V255L15 256H12ZM18 257V256H17ZM19 257H21V256H19ZM37 257V256H36ZM41 257V256H40ZM42 257V258H43ZM74 257V256H73ZM80 257V256H79ZM8 258V257H7ZM6 258V255H5V260L7 259ZM32 258V257H31ZM38 258V257H37ZM65 258H66V256H65ZM70 258V257H69ZM72 258V257H71ZM92 258V257H91ZM90 258V259H91ZM95 258V257H94ZM102 258V257H101ZM100 258V259H101ZM19 259L21 260V258H18V262H20L21 263V261H19ZM27 259V258H26ZM29 259V258H28ZM80 259H81V257H80ZM80 259H79V261H80ZM86 259V258H85ZM89 259V258H88ZM98 259V258H97ZM2 260L4 261V259L3 258H1L0 257V263L2 262ZM8 260H10V259H8ZM35 260V259H34ZM67 261H69V260H71V259H66ZM92 260H95V259H92ZM92 260H87V262L84 260V263L86 262V264L88 263V261H89V263H90V261H92ZM15 261L16 260H14V264H15ZM36 261V260H35ZM34 261V262H35ZM72 261H73V259H72ZM98 261V260H97ZM100 261V260H99ZM4 262H6V261H4ZM8 262V261H7ZM6 262V263H7ZM9 262H13V260L11 259V261H9ZM28 262V261H27ZM31 262V261H30ZM74 262V261H73ZM93 262V261H92ZM33 263V262H32ZM81 263H82V260H81ZM1 264H4L3 262L1 263ZM22 264V263H21ZM71 264H72V262H71ZM73 264H75V263H73ZM79 264H80V262H79ZM93 264V263H92ZM94 264H96V263H94Z\"/></svg>",
  "mask_w": 264,
  "mask_h": 264
}]
</instances>
